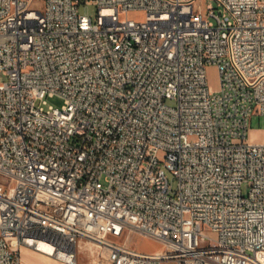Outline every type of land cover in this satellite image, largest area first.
<instances>
[{"label":"built area","instance_id":"obj_1","mask_svg":"<svg viewBox=\"0 0 264 264\" xmlns=\"http://www.w3.org/2000/svg\"><path fill=\"white\" fill-rule=\"evenodd\" d=\"M253 113L264 0H0V264L40 241L74 262L80 238L109 264H264Z\"/></svg>","mask_w":264,"mask_h":264},{"label":"rangeland","instance_id":"obj_2","mask_svg":"<svg viewBox=\"0 0 264 264\" xmlns=\"http://www.w3.org/2000/svg\"><path fill=\"white\" fill-rule=\"evenodd\" d=\"M200 3L203 5V7H205L207 4L215 5V0H200ZM78 10L80 13L87 14L94 18L96 7L93 4H80ZM129 16L138 18L142 15L130 12ZM207 78L209 86L212 89H217L218 71L214 65L207 66ZM167 101L170 104L175 103L173 99H169ZM47 102L49 104L59 105L61 103V99L57 96H49L47 97ZM248 138L255 142H264V114L253 113L250 116ZM168 177L174 186L175 178L171 175V173H168ZM84 240L86 241L87 245L91 246V248H87V254H89L91 260L101 264H109L103 247L98 245L93 240H88L86 238ZM116 240L123 241L134 246L137 250L146 253L160 254L166 250V243L164 241L138 231L128 230L122 237H118ZM164 264H171V262H165Z\"/></svg>","mask_w":264,"mask_h":264},{"label":"crops","instance_id":"obj_3","mask_svg":"<svg viewBox=\"0 0 264 264\" xmlns=\"http://www.w3.org/2000/svg\"><path fill=\"white\" fill-rule=\"evenodd\" d=\"M85 238H80L76 243L74 262L61 258L54 254L39 251L31 246H20V264H101L90 259L87 254V245Z\"/></svg>","mask_w":264,"mask_h":264},{"label":"bare ground","instance_id":"obj_4","mask_svg":"<svg viewBox=\"0 0 264 264\" xmlns=\"http://www.w3.org/2000/svg\"><path fill=\"white\" fill-rule=\"evenodd\" d=\"M89 240V239H88ZM38 246L40 249L44 250V251H47V252H51L52 251V248L50 245L44 243V242H38ZM58 254L65 257V258H70L71 255L65 251H58Z\"/></svg>","mask_w":264,"mask_h":264}]
</instances>
